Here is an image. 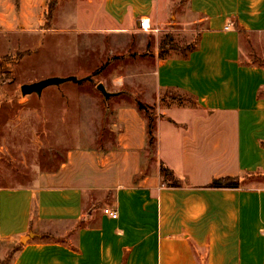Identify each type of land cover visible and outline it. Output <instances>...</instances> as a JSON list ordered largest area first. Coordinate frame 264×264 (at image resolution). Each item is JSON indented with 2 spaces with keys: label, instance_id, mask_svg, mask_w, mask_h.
<instances>
[{
  "label": "crops",
  "instance_id": "0c3cea01",
  "mask_svg": "<svg viewBox=\"0 0 264 264\" xmlns=\"http://www.w3.org/2000/svg\"><path fill=\"white\" fill-rule=\"evenodd\" d=\"M174 1L71 4L81 28L119 35L148 32L145 20L162 29ZM187 5L205 20L196 48L158 54L154 87L191 103L157 104L152 154L137 101L116 110L118 148L70 152L59 173L0 188L9 264H264V65L242 61L239 31L264 35V0ZM162 164L181 186L167 185ZM227 177L240 187L209 188Z\"/></svg>",
  "mask_w": 264,
  "mask_h": 264
},
{
  "label": "rangeland",
  "instance_id": "374dc122",
  "mask_svg": "<svg viewBox=\"0 0 264 264\" xmlns=\"http://www.w3.org/2000/svg\"><path fill=\"white\" fill-rule=\"evenodd\" d=\"M78 17L71 0H0V188L31 186L42 174L59 173L70 152L118 148L121 105L138 101L156 119L158 103H191L154 87L164 36L194 46L205 25L187 0H175L167 25L148 32H97L88 23L81 28ZM241 52L243 62L264 65V35L242 34ZM70 76L82 81L22 95L23 85ZM99 84L116 96L107 101ZM8 255H0V264L10 263Z\"/></svg>",
  "mask_w": 264,
  "mask_h": 264
},
{
  "label": "trees",
  "instance_id": "16d2710c",
  "mask_svg": "<svg viewBox=\"0 0 264 264\" xmlns=\"http://www.w3.org/2000/svg\"><path fill=\"white\" fill-rule=\"evenodd\" d=\"M56 5V4H54ZM53 5V6H54ZM239 31L241 32V34H246V31L243 29H239ZM196 48V46H189L186 48H183L179 45H177L174 41V38L172 37V35L170 34H166L164 36V38L162 39V41L160 42V47H159V58L160 59H166L167 57H169L172 54H181L183 57H188V53L192 52L194 49ZM138 108L140 111H146L147 112V116H148V126H147V130H148V144L150 147L153 146L154 143V135H153V130H154V117L153 114L149 113V107H147L146 105L138 102L137 103ZM161 172L163 175V179L165 180V182L167 183L168 186L170 187H179L180 182L179 180L175 177L174 173L168 169L167 167H165L163 164L161 165ZM242 179H240L239 177H227V178H220L217 180H214L211 182V184L209 185V188H213V189H238L240 187ZM9 261L12 259L13 257V252L9 253Z\"/></svg>",
  "mask_w": 264,
  "mask_h": 264
},
{
  "label": "water",
  "instance_id": "95a60500",
  "mask_svg": "<svg viewBox=\"0 0 264 264\" xmlns=\"http://www.w3.org/2000/svg\"><path fill=\"white\" fill-rule=\"evenodd\" d=\"M82 80H79L77 77L70 76L66 78H58V77H53V78H48L33 84H27L23 85L21 87V92L23 96H29L32 94H36L38 96H41L43 91L52 86H61L67 82H73V83H79ZM97 89L103 94L105 99H109L113 94L109 93L106 91L105 87L102 84H99L97 86Z\"/></svg>",
  "mask_w": 264,
  "mask_h": 264
},
{
  "label": "built area",
  "instance_id": "2783aa9c",
  "mask_svg": "<svg viewBox=\"0 0 264 264\" xmlns=\"http://www.w3.org/2000/svg\"><path fill=\"white\" fill-rule=\"evenodd\" d=\"M104 214L111 216L112 218H117V213L110 211L109 209L104 210Z\"/></svg>",
  "mask_w": 264,
  "mask_h": 264
},
{
  "label": "bare ground",
  "instance_id": "6f19581e",
  "mask_svg": "<svg viewBox=\"0 0 264 264\" xmlns=\"http://www.w3.org/2000/svg\"><path fill=\"white\" fill-rule=\"evenodd\" d=\"M144 27L148 30V22L145 20Z\"/></svg>",
  "mask_w": 264,
  "mask_h": 264
}]
</instances>
